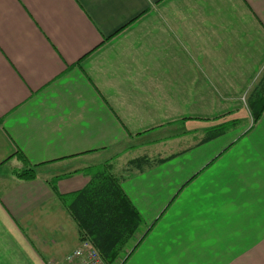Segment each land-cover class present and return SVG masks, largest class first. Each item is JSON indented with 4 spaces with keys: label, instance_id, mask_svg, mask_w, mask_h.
Listing matches in <instances>:
<instances>
[{
    "label": "crops",
    "instance_id": "crops-1",
    "mask_svg": "<svg viewBox=\"0 0 264 264\" xmlns=\"http://www.w3.org/2000/svg\"><path fill=\"white\" fill-rule=\"evenodd\" d=\"M263 71L264 0H0V264L80 246L87 168L172 155L122 181L150 228L124 264H264Z\"/></svg>",
    "mask_w": 264,
    "mask_h": 264
},
{
    "label": "trees",
    "instance_id": "trees-1",
    "mask_svg": "<svg viewBox=\"0 0 264 264\" xmlns=\"http://www.w3.org/2000/svg\"><path fill=\"white\" fill-rule=\"evenodd\" d=\"M246 102L254 124L264 112V71L251 88ZM237 116L229 113L215 118V124L206 129L200 143L235 128L240 123ZM172 157L174 155L165 158L141 156L130 160L126 169L144 171ZM84 172L90 177L87 185L59 197L79 226L80 241H91L101 254L104 264H124L150 228L139 237L143 218L123 190L122 181L126 174L116 172L112 161L91 166ZM15 174L23 179L36 177L34 167L18 169ZM53 189L58 193L56 184Z\"/></svg>",
    "mask_w": 264,
    "mask_h": 264
},
{
    "label": "built area",
    "instance_id": "built-area-1",
    "mask_svg": "<svg viewBox=\"0 0 264 264\" xmlns=\"http://www.w3.org/2000/svg\"><path fill=\"white\" fill-rule=\"evenodd\" d=\"M47 264H104V260L91 241L83 240L63 260H50Z\"/></svg>",
    "mask_w": 264,
    "mask_h": 264
},
{
    "label": "rangeland",
    "instance_id": "rangeland-1",
    "mask_svg": "<svg viewBox=\"0 0 264 264\" xmlns=\"http://www.w3.org/2000/svg\"><path fill=\"white\" fill-rule=\"evenodd\" d=\"M243 113L245 114V112H243ZM243 113L239 114L237 117H239V118L241 119V117H244V114H243ZM247 114H248V113H247ZM248 117H249V119H250V116H249V115H248ZM199 129H200V132L203 131V130H205V129L202 130L201 128H199ZM117 161H118L119 164L123 163V160H117ZM126 168H127V167H126ZM126 168H125V170H124V172H123L124 174H129V173H131V172L134 171V170H132V169H129V168L126 169ZM121 173H122V172H121ZM141 231H142V230H141Z\"/></svg>",
    "mask_w": 264,
    "mask_h": 264
}]
</instances>
